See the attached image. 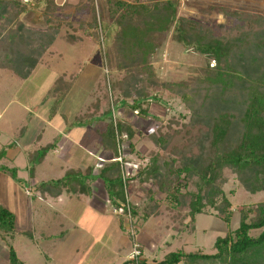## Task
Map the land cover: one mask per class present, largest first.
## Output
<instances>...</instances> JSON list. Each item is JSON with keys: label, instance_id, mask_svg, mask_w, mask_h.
Wrapping results in <instances>:
<instances>
[{"label": "trees", "instance_id": "trees-1", "mask_svg": "<svg viewBox=\"0 0 264 264\" xmlns=\"http://www.w3.org/2000/svg\"><path fill=\"white\" fill-rule=\"evenodd\" d=\"M42 5L46 16L52 19L58 9L54 0H35V8ZM99 5L102 16L114 28L112 46L106 51L107 68L112 92L123 97L114 105L151 117L148 106H144L154 99L150 91L158 88L168 98L179 99L190 112L189 122L179 131L154 137L160 150H165L186 130L187 144L182 149L172 147V158L167 160L159 153L153 155L146 166L139 167L132 180L157 187L158 194L165 195L170 211L181 215L188 208L185 217L193 224L198 215L212 209L229 226L233 211L223 190L225 169L231 170L249 193L264 192V18L251 17L247 30L226 40L216 37L208 26L178 17V0H99ZM29 9L19 0H0V71L12 72L20 79L30 76L60 34L59 26L49 23L44 30L29 27L24 18ZM90 26L96 32L91 36L94 40L98 38L95 14ZM169 34L172 42L206 57V66L190 68L184 80H160L151 59ZM66 41L75 42L70 36ZM212 61L216 63L213 68ZM62 81L63 78L55 81L53 91L61 97L72 85L65 81L66 86L60 90L57 86ZM111 102L101 81L95 100L75 117L74 124L109 120L99 136L104 150L114 159L119 155V144L131 142L136 132L115 115L116 108ZM58 142L55 139L27 153V169L32 179ZM129 148L135 151L133 143ZM4 156L5 150H1L0 160ZM0 172L22 184L17 169L0 164ZM98 180L113 207L125 205V188L117 161L105 162L97 169L70 168L61 178L35 185L33 191L54 198L67 195L81 199L92 194V184ZM190 185L195 191L189 189ZM132 214L136 216L135 208ZM15 220L14 214L0 207V238L7 243L9 264H26L11 243ZM213 249V254L172 252L161 264H264V202L243 208L238 228L217 238ZM130 263L126 260L123 264Z\"/></svg>", "mask_w": 264, "mask_h": 264}, {"label": "rangeland", "instance_id": "rangeland-1", "mask_svg": "<svg viewBox=\"0 0 264 264\" xmlns=\"http://www.w3.org/2000/svg\"><path fill=\"white\" fill-rule=\"evenodd\" d=\"M178 1V17L208 26L216 37L226 40L239 37L247 30L251 17L264 18V0ZM54 2L58 9L52 19L46 16L44 5L31 7L24 15L26 24L33 29L44 30L48 23L60 28L52 49L32 70L27 82H24L26 79L16 78L12 72L0 71V150L7 151L2 165L17 169L18 177L22 180V184L17 183L8 174L0 172V207L9 210L16 218L11 243L18 257L26 264H123L131 256L128 230L123 216L114 213L115 207L111 205L100 180L92 184V194H85L81 199L67 195L54 198L40 191L35 193L33 188L41 182L61 178L70 168L85 170L94 166L97 169L112 160V155L104 150L99 136L109 120L92 122L88 126L74 124L75 117L84 113L95 100L96 89L101 81L106 86L110 102L112 100L111 105L116 108L115 115L136 132L131 142L125 141L123 144L124 157L140 167L146 166L157 153L165 160L172 158V147L182 149L187 144L186 130H182L165 150H160L154 137L168 131H179L182 125L189 122L190 112L179 99L168 98L158 88L150 91L155 100H150L144 106H148L149 115L153 118L140 116L128 107L117 108L115 101L123 97H117L118 94L111 90L112 79L106 57L107 49L112 46L114 28L102 16L99 0ZM94 14L98 38L93 40L91 36L96 32L90 24ZM253 27L257 29L258 25ZM69 36L75 41L74 44L66 41ZM170 37L171 34L151 59L160 80H184L190 68L206 66V57L172 42ZM215 64L212 61L210 67L213 68ZM113 75L116 79L117 74ZM58 78H63L57 86L60 90L64 88L61 85L65 81L75 84L65 99L53 92ZM15 99L38 105V113L47 119L52 115H60L66 127H88L87 131L78 135L80 148L75 146L69 149L66 139L58 151H51L46 156L33 179L27 169V153L51 143L54 134L46 135V126L34 117L32 121L27 119V127L23 125L19 127L22 131L15 133L21 116L14 104ZM128 101L132 103L130 99ZM32 110L37 111L33 107ZM169 126L172 127L169 129ZM38 135L40 138H37ZM130 143L135 145L134 152L129 148ZM14 149L18 151L16 159L12 157ZM129 174L131 180L127 181L128 194L125 198L131 208L136 209L134 219L140 244L144 249L142 238L145 233L147 235V229L152 231V240L157 237L163 239L160 243L163 250L156 254L152 255L149 248L145 247L149 263H152L151 256L159 259L163 254L180 250L194 253L203 250L205 254H211L217 236L224 237L229 230L238 228L243 208L264 202V192L249 193L241 186L237 176L225 169L223 190L232 205L231 223L226 225L210 209L207 214L198 217L199 230L195 233L196 221L193 224L190 218L185 217L188 208L183 209L181 215L170 211L165 195L158 194L157 187L152 183H140L135 178L132 180L137 175L135 172L129 171ZM189 187L195 191L193 185ZM146 215L149 218L145 220ZM0 264H9L8 246L1 238Z\"/></svg>", "mask_w": 264, "mask_h": 264}, {"label": "crops", "instance_id": "crops-1", "mask_svg": "<svg viewBox=\"0 0 264 264\" xmlns=\"http://www.w3.org/2000/svg\"><path fill=\"white\" fill-rule=\"evenodd\" d=\"M58 1V0H57ZM15 76V75H14ZM16 78H17V76H15ZM27 80L28 79H26L24 82H27ZM67 80H69V79H67ZM74 85L75 84H73V85H71V88H70V90L68 91V92H66L65 94H64V96H62L61 98L62 99H65L67 96H68V94L70 93V91L72 90V88L74 87ZM61 87H65V83L63 82V84L61 85ZM60 98V99H61ZM14 104H16L17 105V107H18V110H20L19 112L21 113V116H19V118H20V122H19V124H18V126H16V128H15V133H19L20 131H22V130H20V128L19 127H21V126H23V125H26V127H27V119H30V121H32L33 120V118L32 117H34L35 119H37L41 124H43L44 126H46V131H47V133H46V135L47 134H54L53 136H54V138H53V141L52 142H54L55 141V139H59V138H61V140H60V142H58V144H57V147H56V149L54 150V151H58V149H59V147H61V145H63V143H65V140L67 139L68 140V142H67V144H69V149L70 148H73V147H77V148H80V146H81V143H80V137L78 136V135H80V134H83L85 131H87L88 130V127L87 128H81V127H79V126H75V125H70V126H67L66 127V124L63 122V120L61 119V117H60V115L58 116H54V115H52L49 119H47L46 117H44V116H42V115H40L39 113H38V110H39V107H37L38 105H36V106H33V104L32 103H26V102H24V100H18V99H15L14 100ZM32 107L34 108V109H37V111L36 110H32ZM37 107V108H36ZM22 117V118H21ZM22 120V121H21ZM24 120V121H23ZM85 125H89V124H85ZM85 125H83V126H85ZM24 129V128H23ZM44 132H45V130H43ZM44 132L42 133V135L44 134ZM99 132V131H98ZM37 138H40V135H38L37 136ZM36 138V139H37ZM41 141H42V138H41ZM51 142V143H52ZM41 143V142H40ZM49 144V143H48ZM87 144H85V146H86ZM44 146V145H43ZM16 149V148H15ZM14 149V151H15V154H14V156H12L13 157V159H16V153L18 152V151H16ZM3 150H5V156L7 155V151H6V149H3ZM1 151V150H0ZM55 153V152H54ZM4 156V157H5ZM3 157V158H4ZM2 158V159H3ZM2 159L0 160V164L2 165ZM198 217H200V215H198L197 217H196V230H195V233L199 230L198 229V225H197V220H198ZM149 223H150V221H149ZM148 225V224H147ZM146 225V226H147ZM152 231H149V229H147V235H146V233L144 234V236H143V238H142V242H143V245H144V249H143V254H144V264H161V262L164 260V258L166 257V255H168V254H163L162 256H161V258H159V259H156L155 258V256H151V262L152 263H149V261H148V258L145 256V247L147 246L148 248H149V250H150V252L152 253V255L153 254H156L157 253V251H161V250H163V247H161L162 246V244L160 245V243H161V241L163 240V239H161V237L160 238H156V240H152L151 239V236L154 238V236H153V234L151 233ZM217 238H219V236H217L216 237V239ZM128 245V244H127ZM155 248V249H154ZM199 250V249H198ZM201 250V249H200ZM180 251H182V250H180ZM202 251V253H204L203 252V250H201ZM183 252H185V253H194V252H186V251H183ZM172 253V252H171ZM214 253V249H213V252L211 253V254H213ZM205 254V253H204ZM181 264V263H180Z\"/></svg>", "mask_w": 264, "mask_h": 264}, {"label": "built area", "instance_id": "built-area-1", "mask_svg": "<svg viewBox=\"0 0 264 264\" xmlns=\"http://www.w3.org/2000/svg\"><path fill=\"white\" fill-rule=\"evenodd\" d=\"M24 4L26 7L31 8L35 6V0H19ZM124 143L119 144V150H118V157L112 159L111 161H117L120 163L121 166V173H122V179L123 184L125 188V197H127L128 194V187H127V180L130 178L129 171H132L133 173H137L139 170V165L133 163L132 161H125L124 157ZM114 213L118 216H123L124 223L126 224L127 230H128V236H129V242H130V248H131V256L129 261L130 264H142V261H144V254H143V247L139 242V239L137 238L138 229L136 227L135 219L132 214V208L129 204V202L126 200L125 205L122 207H115Z\"/></svg>", "mask_w": 264, "mask_h": 264}]
</instances>
